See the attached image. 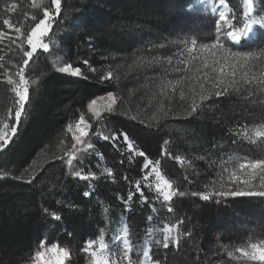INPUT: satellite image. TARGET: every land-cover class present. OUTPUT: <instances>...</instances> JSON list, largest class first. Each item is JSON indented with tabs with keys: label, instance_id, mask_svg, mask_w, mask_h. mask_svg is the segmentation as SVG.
I'll use <instances>...</instances> for the list:
<instances>
[{
	"label": "trees",
	"instance_id": "obj_1",
	"mask_svg": "<svg viewBox=\"0 0 264 264\" xmlns=\"http://www.w3.org/2000/svg\"><path fill=\"white\" fill-rule=\"evenodd\" d=\"M22 1L12 0L11 9L0 6V31L8 32L13 39L17 34L9 31L4 19L26 35L43 18V8L34 7V0ZM226 3L231 10L229 17L236 15L242 21L244 0ZM42 4L51 6V0ZM169 6L175 11L170 12ZM216 19L198 6L197 0H62L61 18L48 36L50 52L38 50L25 69L30 82L26 116L12 142L0 151V264H31L41 239L48 241L47 247L57 244L67 248V264H93L92 257L81 249L87 239H99L101 228L109 234L124 220L130 243L139 249L149 228H162L165 222L174 223L177 218L185 219L181 231L196 226L193 237L181 236L179 246L170 244L167 249L150 242L153 260L163 264H257L234 259L228 252L239 257L236 247L264 240V199L243 197L216 204L177 196L170 203L173 212L169 213L154 200V190L144 186L145 157L134 154L143 151L154 164L159 161L161 173L173 181L174 187L199 191L211 188L209 181L217 179L222 162L229 157L244 161L264 156V138L256 136L264 126V92L252 96L246 91L232 92L219 100L214 98L207 103L219 106L206 108L202 119H185L184 109L191 99L187 83L177 85L175 92L167 86L169 81L175 84L181 76L187 78L195 72L199 59L188 65L191 71L177 72L175 68H184L180 61L189 59L193 39L197 44L192 55H207L200 45L214 42ZM225 43L234 50L259 55L264 48V33L240 45ZM0 57L4 65L0 68V120H5L10 106L14 115L15 96L4 71H16L14 65L22 63V51L5 38L0 42ZM65 62L80 67L83 76L56 71ZM89 65L96 71H90ZM109 72L112 77L105 79ZM245 74H264V57L238 70L237 79ZM182 91L184 100L180 98ZM110 92L116 98L115 112L108 114L103 109L106 119L98 124L87 105L93 99L109 103ZM160 108L168 113L166 118H160ZM81 115L92 125L84 139L91 138L95 151L82 148L84 163L74 161V170L83 168L86 174L90 167L96 173L95 180L72 176L73 169L66 163L65 153L73 143L67 126H74ZM97 128L118 139H100L94 135ZM237 129L239 135L235 134ZM121 133L129 135L135 145L133 152H129ZM165 139L168 145L163 144ZM206 154L215 161L211 167L208 161L196 159ZM129 155L133 156L131 162ZM175 155L192 159L199 175L191 176L174 160ZM105 168L112 169L111 177ZM137 182H141L147 203L142 204L135 192ZM85 191H90L88 197L83 195ZM129 191L134 196L125 211L121 197L126 200ZM45 208L61 215V221H54ZM150 215L152 221L147 219ZM156 238L162 239V234ZM213 252L218 255L213 256Z\"/></svg>",
	"mask_w": 264,
	"mask_h": 264
},
{
	"label": "snow or ice",
	"instance_id": "obj_2",
	"mask_svg": "<svg viewBox=\"0 0 264 264\" xmlns=\"http://www.w3.org/2000/svg\"><path fill=\"white\" fill-rule=\"evenodd\" d=\"M264 2V0H262ZM201 4L206 7L211 5V11L216 12V4L213 0H200ZM218 4L222 6L225 10L219 11L218 19L215 21V40L211 44H201V50H207V55L196 56L192 53L196 49L197 41L193 39L191 41L192 48L188 49L189 59L181 60L180 63L184 65V68H175V71H191L188 65L196 60H200L199 66L196 67L195 72H192L187 78L181 76L175 84L171 81L168 82V87L172 89L173 92L176 91V86L181 83H187L189 89V94L191 96L190 102L184 109V118L195 117L197 119L203 118L204 110L212 109L218 107V104H209L208 101L219 100L221 97L228 96L230 93L234 92L240 94L246 91L249 96L255 95L256 92H264V74L260 77H245L238 80L237 71L243 70L249 66V63L253 59H259L264 57V48L261 49L259 55L251 51H239L234 50L233 47L228 46L225 41L231 42V45H240L241 41H248L252 39L256 27L264 29V7L259 8L257 15H253L254 8L253 0H244L245 10L243 20L241 21L236 15L231 18L227 15L228 8L226 0H218ZM34 7L43 8V18L39 19L32 27L31 31L26 35L21 32L19 27H15L8 19L3 20V24L7 26L9 31L14 30L16 38L13 39L8 32L0 31V42L7 38L11 44H15L18 49L22 51V63L14 65L16 71L13 74H9V70L5 68L4 75L7 78V84L12 86L11 90L15 93V105H14V115L13 109L8 110V115L5 120H0V151H3L12 142L13 137L16 136L18 128L21 124L22 118L26 116L25 107L26 104L30 102L29 96V81L26 79L25 69L29 66L30 61H33L34 56L37 54L38 50L44 53L50 52V45L44 42L45 37L49 36V32L52 30L53 25L58 22V18H61L62 10V0H51V6H43V4H37L34 0ZM189 8L193 5L189 4ZM169 11L174 12V6H169ZM35 16L32 20H36ZM23 37V38H22ZM19 41V43H17ZM26 45V46H25ZM91 46V45H90ZM181 56L184 55L183 52L180 53ZM3 57H0L2 60ZM83 63L88 65V60H84ZM152 62H148V66H151ZM0 68H4L3 64H0ZM90 71H96L89 65ZM56 71L68 74L71 76H83V72L80 67H73L71 63H64V66L59 67ZM112 72L108 73L105 79H110L112 77ZM18 77V79H14ZM35 84V81H33ZM247 86V87H246ZM163 90V86H162ZM198 97V99H197ZM181 100L185 99V93L182 91L180 95ZM103 99V98H102ZM109 103L104 106V112L112 114L115 112L116 98L110 92L108 93ZM97 104V100L93 99L87 105L88 110L91 112V118L98 124L102 123L106 117L102 115L101 111L97 110L94 106ZM158 111H163L162 108ZM168 113L163 111V116L160 118H166ZM157 117H153L156 119ZM136 119V117H132ZM11 121V122H8ZM92 125L86 122L84 115L79 117V120L73 126L69 124L67 126V131L72 133L73 143L70 149L65 153L66 163L71 171V175L77 177L84 181L95 180L97 178L96 173L89 167L88 172L85 174L83 168L79 170H74V161H79L80 164L84 163V153L81 149H92L95 151L94 145L88 140L84 139L88 136L86 129L91 128ZM264 127V126H262ZM230 131H232L230 129ZM237 135L240 134V130L237 129ZM94 135L98 136L104 141L111 140L115 142L118 137L109 135H104L102 131L97 128ZM123 140L127 144L129 152H133L135 145L129 138L127 133H121ZM244 136H248V132H243ZM259 137H264V130L256 132ZM164 145H168L169 141L165 139L163 141ZM216 147V145H213ZM262 152H264V145L261 146ZM167 151V149H164ZM79 153V155H78ZM100 159H103V155L97 153ZM135 156L145 157L143 169L145 174L142 178L144 186L150 191L155 192L154 200L159 201L163 207L167 209L169 213L173 212V208L169 202L173 201L174 197H196L201 201H212L216 204L224 203L228 199H236L243 197H258L264 199V156L256 159H245L243 162L233 161L232 167L229 168L226 165L229 161H232V157H229L227 161H223L220 168V173L217 179L210 180L211 188L206 191L199 190H180L179 187L173 186V181L166 178L159 170V161L155 164L146 157V153L143 151H135ZM123 155V153H122ZM174 160L182 167H186L189 170V174L193 177L199 175V170L196 168L192 159H189L183 155H175ZM133 159L132 155L128 156V160L131 162ZM199 160H206L209 163V167L212 166L215 161L209 159L208 155H202L196 157ZM123 163V161H121ZM150 169V170H148ZM108 176H112V169L105 168ZM226 174V175H225ZM152 178V179H150ZM127 179V177H125ZM185 180H188V175L184 176ZM29 183L31 181H28ZM189 183L192 181L189 180ZM91 187V185H89ZM135 192L140 195V202L147 203L148 197L145 196L141 189V182H137L135 185ZM85 197L90 195V191H85L83 193ZM134 193L132 191L128 192L127 199L123 200L126 205L125 211H128L127 207L133 200ZM59 203V201H58ZM71 206V205H70ZM54 221H61L62 217L57 212H48V209H44ZM152 212L156 213L157 209L152 207ZM148 221L153 220V216L147 217ZM185 225V219L177 218L175 222H165L162 228H149L147 230V239L143 241V245L136 250V259H133L129 255L133 251V245L129 240V228L125 225L122 230V236H116V241H122V247L117 245V247H110L109 243L105 242L104 228L100 229L99 239L90 238L84 243V247L81 249L82 252L89 253L92 257L93 264H163L160 260H153L150 256L147 245L154 241L156 245H161L163 248L167 249L170 244L179 246L181 236L193 237V228H187L181 231ZM162 234V239H158L157 234ZM48 241L41 239L38 241L37 250L31 257L32 264H42V261L49 252L57 251L61 254L63 259H61L60 264H64L65 260L69 258V251L67 248H62L57 244H52L51 247H47ZM227 250L226 248L224 249ZM236 253H239V257H234L233 252L229 251L228 256L234 259L242 258L245 261H254L257 264H264V240L260 243H248L246 245H241L234 249ZM111 254L113 259H109ZM213 256L218 255L217 252H213ZM210 264V262H209Z\"/></svg>",
	"mask_w": 264,
	"mask_h": 264
},
{
	"label": "rangeland",
	"instance_id": "obj_3",
	"mask_svg": "<svg viewBox=\"0 0 264 264\" xmlns=\"http://www.w3.org/2000/svg\"><path fill=\"white\" fill-rule=\"evenodd\" d=\"M45 1L46 0H37V3L38 4H41V3L45 2ZM11 2H12V0H0V6H2L3 9H5L6 7H8V8L11 9L13 7V3H11ZM19 2H23V1L22 0H19ZM30 2H32V0H30ZM213 3L216 4V12H212L211 11V5H208L206 7L204 4H201L200 3V0H197L198 6L203 7V9H204L205 12H210L213 16H215L218 19V13H219V11H222V10H225V9L218 4V0H213ZM253 4H254V8L257 9V11H254V13H253V15L255 16V15H257L259 8L264 7V2H262V0H253ZM244 6H245V4H244ZM227 15L229 16V11L227 12ZM261 33H264V29H260L257 26L256 29H255V32H254V34L252 36V39L256 38ZM43 39H44V42H47L48 43V40H49L48 37H45ZM49 45H50V43H49ZM29 88H30V82H29ZM12 95H13V93H12ZM13 100L15 102V97H13ZM106 104H108V103L100 102V103H97L94 107L97 110L102 111L104 109V106ZM13 106H14V103H13ZM10 109H13V107L10 106ZM7 115H8V113H7ZM6 118H7V116H6ZM260 130H264V127L263 128H260L259 131ZM257 138L258 139H261V138H264V137L257 136ZM233 161L243 162V160H241V159H232V161H229L226 166L229 167V168H231L232 167V164H233ZM148 170H150V169H148ZM159 170H160V168H159ZM150 179H152V178H150ZM171 202H169V203H171ZM125 225H126L125 224V221L124 220H121L120 223H118V225L114 228V230H112L109 234L104 233L105 242L106 243H109L110 247L115 248V247H117V245H119L120 247H122V241H116L115 237L116 236H122V230H123V228H124ZM147 247H148V250H149V253H150L151 250H150L149 245H147ZM136 250L137 249L136 248L134 249V247H133V251L131 253H129V255L133 257V259H136ZM113 258L114 257H112L111 254H110L109 255V259H113ZM61 259H63V257L61 256V254L59 252L52 251V252H49L46 255V257L42 261V264H60ZM68 260H69V258L67 260H65L64 264H67Z\"/></svg>",
	"mask_w": 264,
	"mask_h": 264
},
{
	"label": "bare ground",
	"instance_id": "obj_4",
	"mask_svg": "<svg viewBox=\"0 0 264 264\" xmlns=\"http://www.w3.org/2000/svg\"><path fill=\"white\" fill-rule=\"evenodd\" d=\"M13 95L15 96V93L13 92Z\"/></svg>",
	"mask_w": 264,
	"mask_h": 264
}]
</instances>
